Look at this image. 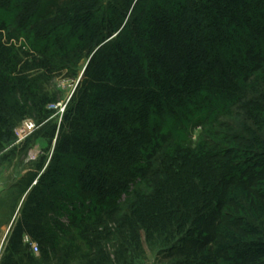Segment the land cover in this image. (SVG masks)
Listing matches in <instances>:
<instances>
[{"label": "trees", "instance_id": "obj_1", "mask_svg": "<svg viewBox=\"0 0 264 264\" xmlns=\"http://www.w3.org/2000/svg\"><path fill=\"white\" fill-rule=\"evenodd\" d=\"M24 1L27 9L40 0ZM98 1L49 0L16 35L2 37L0 22L3 68L15 65L12 40L24 32L35 41L33 64L47 74L92 53L23 203L13 252L24 234L40 253L54 249L53 233H98L119 222L137 244L133 220L142 216L148 236L168 218L177 228L165 260L264 264V140L231 133L224 146L191 145L172 132L187 116L180 108L201 113L218 102L264 129V0H117L107 9ZM19 91L33 95L22 81L0 80V96ZM9 132L0 115V139ZM121 192L129 222L118 202L108 203Z\"/></svg>", "mask_w": 264, "mask_h": 264}, {"label": "rangeland", "instance_id": "obj_2", "mask_svg": "<svg viewBox=\"0 0 264 264\" xmlns=\"http://www.w3.org/2000/svg\"><path fill=\"white\" fill-rule=\"evenodd\" d=\"M48 1L40 0L25 9L26 1L24 0H0V22L3 21L6 26L2 37H5L7 33L18 34L19 29L30 21L28 17L30 18L33 13L38 14V11L47 6ZM116 1L99 0L94 6L107 9L109 3ZM50 7L52 9L54 5ZM34 25H30L28 29H33ZM24 33L18 39L12 40L18 49L15 65L11 69L0 66V80L7 84V87L15 80L18 83L22 81L33 92V95L19 91L0 96V115L7 118L10 125L9 137L0 139L2 264L4 262L10 264H183L184 260L162 258L161 252L170 247L179 236L170 218L166 220V229L162 233H153L152 236H148L144 223L141 222L142 216H137L133 220L136 225L137 244L133 235L130 234L132 233L128 228L130 225L121 227L119 222L109 223L108 228H97L98 233H53L54 249L50 251L42 249L38 255L31 252L29 244L36 241L24 234L18 243L19 252H13V229L22 218L25 198L42 171V164L45 166L49 160L56 134L62 123L65 106L82 78L92 55L86 51L77 53L74 56L75 63L68 64L64 61L55 75L47 74L33 64L31 56L35 54L32 53L29 44H34L35 41L30 40L29 43ZM52 40L53 37L49 36L38 42L51 43ZM225 105L226 103L218 102L217 106L209 107L201 113L194 107L193 109L180 108L179 112L187 116L178 119L180 122L174 123L173 135L178 140H184L191 145L207 141L224 146L231 133L244 135L254 133L255 136L264 140L263 128L255 125L239 108ZM25 119L32 120L36 128L28 137L19 140L15 129ZM167 120L169 123L174 119ZM53 128H56L54 138L52 137ZM175 173L182 175L177 169ZM117 202L127 211L125 218L129 222L133 211L125 200V193H118L108 201L109 204ZM182 213H185V216L189 215L183 210ZM56 214L67 224L63 215Z\"/></svg>", "mask_w": 264, "mask_h": 264}, {"label": "built area", "instance_id": "obj_3", "mask_svg": "<svg viewBox=\"0 0 264 264\" xmlns=\"http://www.w3.org/2000/svg\"><path fill=\"white\" fill-rule=\"evenodd\" d=\"M36 128L35 123L30 119H25L22 121V123L15 129L16 137L19 140H22L26 137H28ZM26 240L28 242V237H26ZM30 244V250L34 255L39 254V248L36 242H29ZM2 245H0V264H2Z\"/></svg>", "mask_w": 264, "mask_h": 264}]
</instances>
